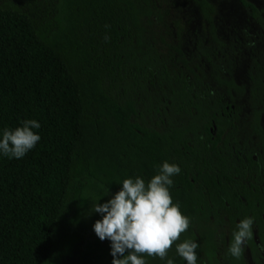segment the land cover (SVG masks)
Listing matches in <instances>:
<instances>
[{
  "label": "trees",
  "instance_id": "1",
  "mask_svg": "<svg viewBox=\"0 0 264 264\" xmlns=\"http://www.w3.org/2000/svg\"><path fill=\"white\" fill-rule=\"evenodd\" d=\"M153 1L54 0L50 27L14 5H0V138L5 128L15 129L25 120L41 125L33 129L40 140L22 158L0 153V264H61L75 250L76 264H111V242L101 241L93 230L102 218L93 206L111 199L126 178L139 176L147 183L165 161L181 169L169 191L190 226L164 260L145 255L147 264L167 259L187 264L176 252L186 239L199 245L196 264H218L211 234L200 225L216 215L213 208L228 206L243 215L239 220L259 222L264 208V7L235 0L258 28L256 39L251 42L247 35L244 42L250 50L248 141H256L247 146L245 140L238 143L233 104L217 91L242 93L219 76L218 63L231 62L226 52L211 46L201 52L208 64L215 61L210 66L214 87L200 79L203 74L175 73L169 55L162 57L144 44L142 20L152 15ZM192 1L218 45L213 6L208 0ZM153 78L167 87L170 109L182 120L161 132L134 121V87ZM232 239L231 234L227 249ZM225 260L243 264L229 252Z\"/></svg>",
  "mask_w": 264,
  "mask_h": 264
},
{
  "label": "rangeland",
  "instance_id": "2",
  "mask_svg": "<svg viewBox=\"0 0 264 264\" xmlns=\"http://www.w3.org/2000/svg\"><path fill=\"white\" fill-rule=\"evenodd\" d=\"M259 8L264 7V0H248ZM213 6L215 14L213 24L218 45L213 44L206 30L204 29L196 7L192 0H154L151 9L152 15L145 20L143 18L142 30L144 44L150 46L156 53L165 57L172 58L171 69L177 73L190 74L193 71L197 76L203 74L201 80L214 87V72L212 64H208L201 52L206 46H211V50H218L221 47L228 56L229 64H220L223 75H219L224 80H232L235 85L242 88L239 94L234 90L226 92L224 88L217 91L223 96L224 102L233 104L236 119V137L238 143L242 144L245 140L247 146L253 145L256 141H248L250 132L248 130L250 107L247 100L248 80L246 71L249 63L250 50L244 46L247 40H255L258 31L255 23L248 17L246 11L239 7L235 0H208ZM3 3L14 5L26 12L30 17L41 26L50 27L54 15V0H0ZM253 37L254 39H252ZM261 48L262 43H258ZM175 49L180 52V62ZM234 52V53H233ZM233 53V56H231ZM177 60V61H176ZM141 88L134 87L136 110L138 116L134 121L140 127L164 131L169 123H177L182 120L170 109L168 89L165 85H158L157 79L153 78L151 83L142 81ZM260 125L264 128V116L260 119ZM251 138V137H250ZM77 253L74 251L70 258H65L61 264H76ZM248 263L249 257L246 256Z\"/></svg>",
  "mask_w": 264,
  "mask_h": 264
},
{
  "label": "clouds",
  "instance_id": "3",
  "mask_svg": "<svg viewBox=\"0 0 264 264\" xmlns=\"http://www.w3.org/2000/svg\"><path fill=\"white\" fill-rule=\"evenodd\" d=\"M40 127L36 120H25L20 127L5 128L0 138V153L8 158H22L40 140L33 131ZM180 171L178 165L165 161L147 183L139 176L126 178L111 199L93 206L92 212L102 216L93 224V230L101 241L111 242V264H147L145 255L164 260L189 228L190 219L181 213L179 204L173 203L169 191L172 177ZM253 223L254 218L245 217L237 224L228 248L232 257L242 256L247 241L253 237ZM198 247V243L186 239L176 245V252L187 264H196ZM166 264L174 262L167 259Z\"/></svg>",
  "mask_w": 264,
  "mask_h": 264
},
{
  "label": "flooded vegetation",
  "instance_id": "4",
  "mask_svg": "<svg viewBox=\"0 0 264 264\" xmlns=\"http://www.w3.org/2000/svg\"><path fill=\"white\" fill-rule=\"evenodd\" d=\"M214 131V128L209 130ZM209 208H213L209 206ZM214 215L211 213L207 217V221H201V227L204 229L205 233L211 234V241L216 246L214 251V256L218 261V264H228L225 260L226 252L228 249L226 244L228 242L229 236L232 234V230L240 222L239 217L242 218L241 213L233 210L232 208L226 206L225 208H213ZM211 211V212H213ZM250 216V215H248ZM233 218V220H229ZM253 237L249 242L247 241L245 246V251L243 252L241 259L243 264H264V208L260 214L259 222L254 220L253 226ZM201 255V253H200ZM246 256L249 257V262L246 260Z\"/></svg>",
  "mask_w": 264,
  "mask_h": 264
}]
</instances>
